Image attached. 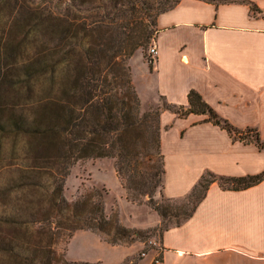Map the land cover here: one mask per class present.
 Segmentation results:
<instances>
[{"label":"trees","instance_id":"obj_1","mask_svg":"<svg viewBox=\"0 0 264 264\" xmlns=\"http://www.w3.org/2000/svg\"><path fill=\"white\" fill-rule=\"evenodd\" d=\"M126 1L0 0V138L12 139L10 159L17 161L12 165L14 177L5 185L9 192L1 196L8 201L0 203V264H68L54 249L59 240L67 241L81 230L105 232L110 226L102 196L84 195L69 202L62 186L76 162L116 157L108 144L113 137L117 153L125 149L122 133L131 126L127 118L137 103L125 60L150 38L147 28L124 38L108 27ZM161 1L159 14L181 0ZM201 1L247 4L252 13H260L247 0ZM187 102V109L165 103V110L179 117L206 115L234 139L264 148L257 130L233 128L196 92H188ZM157 143L162 158L159 135ZM205 176L210 181L205 182ZM263 180L264 173L238 178L203 175L189 196L198 190L201 194L183 221L211 184L242 191ZM154 209L164 216L159 207Z\"/></svg>","mask_w":264,"mask_h":264},{"label":"crops","instance_id":"obj_2","mask_svg":"<svg viewBox=\"0 0 264 264\" xmlns=\"http://www.w3.org/2000/svg\"><path fill=\"white\" fill-rule=\"evenodd\" d=\"M211 4L181 0L156 18L154 92L188 108L187 94L233 128L257 130L264 142V0ZM165 191L189 194L200 178L264 173V148L231 137L206 115H159ZM156 264H264V180L242 191L211 184L192 215L165 231ZM155 256L136 264H152Z\"/></svg>","mask_w":264,"mask_h":264},{"label":"rangeland","instance_id":"obj_3","mask_svg":"<svg viewBox=\"0 0 264 264\" xmlns=\"http://www.w3.org/2000/svg\"><path fill=\"white\" fill-rule=\"evenodd\" d=\"M160 2L127 0L123 12L115 14L108 22L115 36L126 38L147 28L150 38L125 60L131 93L137 100L135 111L127 118L131 126L122 133L121 142L125 149L117 153L113 137L108 144L114 148L112 152L114 156L117 154L116 157L78 161L69 168L64 178L63 197L73 202L84 195L94 196V199L97 195L102 196L104 215L110 224L104 227L105 232L81 230L67 241L59 240L54 249L68 264H136L152 256H155L152 264H156L162 234L176 227V223L183 222L184 215L201 194L198 190L189 196L200 180L189 194L180 198H170L165 191V167L157 142L159 115L167 107L153 90L150 74L154 61L149 56L155 41L156 18L159 15L156 8ZM121 93L129 97L128 91ZM11 141L0 138V203L5 204L8 199L1 196H7L9 192L5 185L14 177L12 165L17 163L15 157L10 159L11 150H15ZM208 181L210 178L205 176V182ZM11 197L14 201L17 194L13 193ZM156 207L164 212L163 217L154 209ZM117 227L123 231H117ZM33 235L36 233L28 236Z\"/></svg>","mask_w":264,"mask_h":264},{"label":"built area","instance_id":"obj_4","mask_svg":"<svg viewBox=\"0 0 264 264\" xmlns=\"http://www.w3.org/2000/svg\"><path fill=\"white\" fill-rule=\"evenodd\" d=\"M157 55V50L156 47L153 45L150 50H149V56L151 57V59L154 61Z\"/></svg>","mask_w":264,"mask_h":264}]
</instances>
